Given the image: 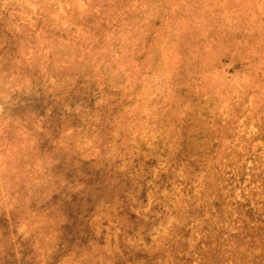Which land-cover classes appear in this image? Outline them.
Returning <instances> with one entry per match:
<instances>
[{
  "label": "rangeland",
  "instance_id": "rangeland-1",
  "mask_svg": "<svg viewBox=\"0 0 264 264\" xmlns=\"http://www.w3.org/2000/svg\"><path fill=\"white\" fill-rule=\"evenodd\" d=\"M0 264H264V0H0Z\"/></svg>",
  "mask_w": 264,
  "mask_h": 264
}]
</instances>
